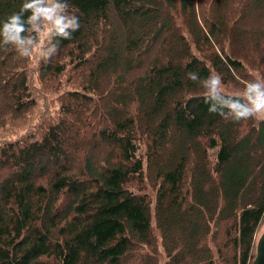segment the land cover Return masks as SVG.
<instances>
[{"label":"trees","instance_id":"16d2710c","mask_svg":"<svg viewBox=\"0 0 264 264\" xmlns=\"http://www.w3.org/2000/svg\"><path fill=\"white\" fill-rule=\"evenodd\" d=\"M68 2L80 28L37 75L75 84L46 129L0 143V264H252L264 121L209 112L186 73L211 68L229 92L264 77V41L239 49L264 0ZM18 5L0 0V17ZM15 52L0 47V119L14 121L32 113Z\"/></svg>","mask_w":264,"mask_h":264},{"label":"clouds","instance_id":"9594fccd","mask_svg":"<svg viewBox=\"0 0 264 264\" xmlns=\"http://www.w3.org/2000/svg\"><path fill=\"white\" fill-rule=\"evenodd\" d=\"M68 9V0H19L17 8L0 17V47L11 45L21 57L35 54L47 63L60 47L57 38L71 39L80 28L79 17ZM186 76L203 87L209 112L233 121H264V77L259 74L241 81L243 89L235 92L227 91L221 74L211 68L205 77L191 70Z\"/></svg>","mask_w":264,"mask_h":264},{"label":"rangeland","instance_id":"374dc122","mask_svg":"<svg viewBox=\"0 0 264 264\" xmlns=\"http://www.w3.org/2000/svg\"><path fill=\"white\" fill-rule=\"evenodd\" d=\"M250 12L251 10H248L249 15L254 14ZM199 14L202 15L201 9ZM177 18L180 20L181 15L178 14ZM243 36L244 46L239 44V49L243 52L250 53L252 43L254 44L257 41V38L264 41V26L263 31L260 33H256V31H254V33L251 31H245ZM14 56H16L15 61L19 64V67H26V72L29 76L28 79L30 83L31 101H26L23 109L28 108V110H31L32 113H28V115L21 117L20 120L17 119L15 121L13 118L9 117L6 119H0V143L2 144H4L5 140L14 141L25 137L30 133L32 128L38 132L46 129V127L50 125L49 122H52L53 119L55 120V117L58 114V112H56V108L59 106L58 93L60 91V87H68L70 84H75V82H73V76L70 72H66L64 75L61 74L59 76L60 78L54 79V82H52L53 79L44 80L43 77L39 76V74L37 75V69L43 60L36 57L35 54L32 57H21L17 52H15ZM6 68L9 69L11 66H7ZM252 73L262 76V71L256 72L253 70ZM238 78L239 80H237L233 89L239 85L243 86L241 83V81L245 80L243 75ZM229 89H232V87H229ZM56 91H58V93ZM37 133H35V135H38ZM84 141L85 140H83V138H79L76 144L84 143ZM7 143L8 142L5 144ZM260 229L259 236L264 231V221Z\"/></svg>","mask_w":264,"mask_h":264},{"label":"water","instance_id":"95a60500","mask_svg":"<svg viewBox=\"0 0 264 264\" xmlns=\"http://www.w3.org/2000/svg\"><path fill=\"white\" fill-rule=\"evenodd\" d=\"M252 264H264V231L258 238L256 256Z\"/></svg>","mask_w":264,"mask_h":264}]
</instances>
